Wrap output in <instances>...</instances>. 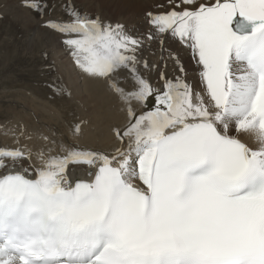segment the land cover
Wrapping results in <instances>:
<instances>
[{
  "label": "snow or ice",
  "instance_id": "snow-or-ice-1",
  "mask_svg": "<svg viewBox=\"0 0 264 264\" xmlns=\"http://www.w3.org/2000/svg\"><path fill=\"white\" fill-rule=\"evenodd\" d=\"M20 2L124 122L110 149L44 133L33 148L26 126L8 130L0 264H264V0H155L146 35L75 0ZM168 42L190 52L198 79ZM153 43L159 63L144 56ZM165 51L180 76L169 78Z\"/></svg>",
  "mask_w": 264,
  "mask_h": 264
},
{
  "label": "bare ground",
  "instance_id": "bare-ground-1",
  "mask_svg": "<svg viewBox=\"0 0 264 264\" xmlns=\"http://www.w3.org/2000/svg\"><path fill=\"white\" fill-rule=\"evenodd\" d=\"M101 1H102L101 5L103 6L111 5L113 8H118L119 11L121 10V12H124L121 18L123 17L130 18L138 14V12L142 11V8L145 5L151 7V5L155 2V0H128L126 4L119 5L116 3L115 0H101ZM114 13L118 15V13L116 12ZM115 20H117V18H115ZM169 47H168L169 50H175L176 52L179 53L181 63L182 60L183 63L185 62L183 65L187 70V76L191 78V81L193 79H198V73L195 70V64L191 59L190 52L187 49L181 48L179 44L170 43ZM151 48L155 52L154 57L146 55L147 51H145L144 56L149 60V62L159 63L160 62L159 55L161 54V52H159L158 49H155L152 46ZM163 55H164V59L167 61V68L165 69V71L168 73L169 78L180 76L181 73L170 72V71L178 72V69L176 65L172 62V60L169 59L168 51H166ZM61 68L63 69L61 73L67 78L65 80L66 82L64 81L66 84H61L58 89L52 87L49 90L47 89L43 90L40 87V82L30 83V84L24 83L25 89L24 90L21 89L23 92H20L17 95L14 94L16 96L15 100L9 97L13 100V101L11 100L13 103L16 102L17 105L19 106L21 105L22 108L24 107L25 111L27 110L28 113L30 112V114H34V118H33L34 120L30 122H25V124L27 123L26 127L28 131L33 133V138L31 140H23L22 143L27 144L29 147H33V148L39 147L44 143V141L39 138L38 134L44 133L45 135H48L57 141L63 142L66 147L76 144L81 147H88L93 149H110V147L115 143V139L113 137L111 130L112 126L114 124H122L124 122L122 114L117 111L118 105L116 103L115 97L105 87L103 82L90 80L82 76L79 71L78 73L77 71L75 70L73 71L72 69H70L71 67L70 68L61 67ZM43 72L44 71H42L41 73ZM151 80L154 84L157 85L160 84L158 74H153L151 76ZM68 85L73 90L70 89L66 91ZM57 90H58V95H56ZM0 92H2V90H0ZM10 94L12 96L13 93L10 92ZM11 101L9 100V102ZM137 110L143 111L144 109L138 106ZM21 116L23 117V115ZM24 119L26 120L28 118L26 117ZM82 121L85 122L81 125L83 128V135L77 139L72 136L70 129L73 124L80 123ZM11 122L9 124L12 125ZM9 124H7V128L12 129L11 125ZM9 129L4 130L0 133V146H15V138L8 131ZM249 142L251 143V141ZM70 171L73 177H84L86 173V168L82 166H73L70 168Z\"/></svg>",
  "mask_w": 264,
  "mask_h": 264
},
{
  "label": "rangeland",
  "instance_id": "rangeland-1",
  "mask_svg": "<svg viewBox=\"0 0 264 264\" xmlns=\"http://www.w3.org/2000/svg\"><path fill=\"white\" fill-rule=\"evenodd\" d=\"M115 1L119 5H124L128 0ZM98 2L99 0H75V3L81 6V8L92 14L99 13L101 18L105 21L113 23L119 22L126 25L128 29L132 30L134 33H147L148 26L145 25L144 20L146 11L150 9L147 5L142 8V11L134 16L130 18H121L124 12H121V10L119 11L118 8H113L111 5H101V0L99 3ZM114 12L118 13L120 16ZM115 18H117V20H115ZM170 43L171 42L166 43L165 47L167 49ZM151 46L158 49L160 52L159 43H153ZM146 55L154 57L155 52L150 48ZM184 63L182 60V64ZM72 65V59L69 57L61 43V38L41 27V19L38 16H35L26 8L22 7L20 0H0V90L3 92V94L0 92V133L9 129L7 128V124L11 121L13 126L11 124L9 125L13 128L21 125L24 126L25 122L34 120V114H30V112L28 113L27 110L25 111L24 107L23 109L21 105L19 106L16 102H12L16 99L15 95L23 92L22 90L25 89L24 83L30 84L40 82V87L43 90H49L52 87L58 89L61 84H66L65 80L67 78L61 73L63 71L61 67H71L70 69L78 72L77 68ZM161 67H163V65H161ZM42 71L44 72L41 73ZM170 72L180 73L179 71ZM187 78L186 79L191 82V78L188 76ZM70 89L72 88L68 85L66 91ZM9 91L13 93L12 96ZM5 92H8L9 94ZM56 95H58V90L56 91ZM8 99L12 101L9 102ZM11 103L15 105H12ZM21 115H23V117ZM26 117L28 118L26 120L31 119L26 121L24 119Z\"/></svg>",
  "mask_w": 264,
  "mask_h": 264
}]
</instances>
